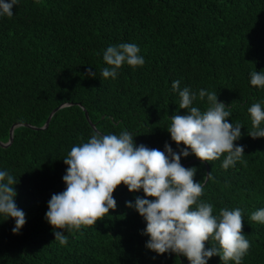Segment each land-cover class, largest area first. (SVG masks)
Returning a JSON list of instances; mask_svg holds the SVG:
<instances>
[{
  "label": "trees",
  "instance_id": "obj_1",
  "mask_svg": "<svg viewBox=\"0 0 264 264\" xmlns=\"http://www.w3.org/2000/svg\"><path fill=\"white\" fill-rule=\"evenodd\" d=\"M13 13L0 17V142H9L13 125L22 126L10 146L0 145V171L17 182L15 203L26 224L13 234L15 221L0 216V264H190L146 248V222L126 205L144 198L142 190L119 186L117 208L97 225L66 231L67 245L55 241L46 220L51 196L66 188L63 159L93 131H128L137 146L165 151L168 143L181 152L185 146L167 131L171 116L186 111L172 89L177 80L180 90L196 95L193 107L209 106L201 89L215 92L231 113L228 122L243 126L235 143L244 155L234 166L222 167L226 154L210 163L181 155V163L196 160L184 167L197 168L200 200L213 206V215L241 209L251 245L241 264H264V224L250 220L264 208V138L248 135V108L264 107V88L250 83L251 72L264 71V0H18ZM121 43H135L145 63H125L105 79L102 70L110 66L103 53ZM62 105L47 129L25 126L43 127ZM208 264L222 261L213 256Z\"/></svg>",
  "mask_w": 264,
  "mask_h": 264
},
{
  "label": "clouds",
  "instance_id": "obj_2",
  "mask_svg": "<svg viewBox=\"0 0 264 264\" xmlns=\"http://www.w3.org/2000/svg\"><path fill=\"white\" fill-rule=\"evenodd\" d=\"M17 4L18 0H0V17L11 18ZM139 53L135 43L109 46L103 60L110 67L102 70L103 78H115L125 63L133 68L143 66L145 60ZM88 74L96 75L91 69ZM250 83L264 88V71L251 72ZM172 89L180 97L179 109L186 110L185 114H173L167 128L171 140L185 146L180 153L168 143L165 151L137 146L128 131L119 135L93 131L87 142L73 146L67 153L63 159L68 166L63 176L66 188L51 196L46 212L59 244L67 245L66 231L73 233L97 225L115 210L114 192L124 185L130 192L144 193V198L137 196L134 204L128 201L126 205L146 222L142 235L149 237L147 249L158 255L184 256L190 264H208L213 256H219L222 264H241L251 247L243 234L241 209L223 208L219 215H213V206L200 200L204 184L195 180L197 168L184 167L181 155L194 154L202 163H210L226 154L222 167L227 170L242 161L244 148L235 142L242 137L243 126L228 122L231 113L215 92L200 90L199 98L207 97L209 104L201 111L192 106L196 95L187 87L180 90L179 80L172 83ZM248 113L252 125L248 135L264 138V107L253 103ZM16 184L12 175L0 171V216L15 221L13 234H19L26 224L25 213L15 203ZM250 220L264 224V208L253 212ZM206 242L212 247L206 248Z\"/></svg>",
  "mask_w": 264,
  "mask_h": 264
},
{
  "label": "water",
  "instance_id": "obj_3",
  "mask_svg": "<svg viewBox=\"0 0 264 264\" xmlns=\"http://www.w3.org/2000/svg\"><path fill=\"white\" fill-rule=\"evenodd\" d=\"M64 106H66V105H62V106H60L59 108L55 109V110L50 114L48 120L46 121V123H45V125H44L43 127L38 128V127H32V126H30V125H25V126H27V127H29V128H33V129H35V130H44V129H47L48 126H49V124H50V122H51V119H52L53 115H54V114H55L60 108H62V107H64ZM86 117H87L88 120H89V116H88L87 113H86ZM89 122H90V120H89ZM19 126H22V124H15V125L12 126V128H11V130H10V138H9V142L6 143V144L0 142V145H1V146H3V147H8V146H10V145L12 144V142H13V134H14V130H15V128H17V127H19ZM92 127H93L94 129L96 128L93 124H92ZM194 162H196V160H191L190 162L183 164V166H186V165L191 164V163H194ZM208 174H209V172H208ZM207 181H208V175H207V180H206V182H207Z\"/></svg>",
  "mask_w": 264,
  "mask_h": 264
}]
</instances>
